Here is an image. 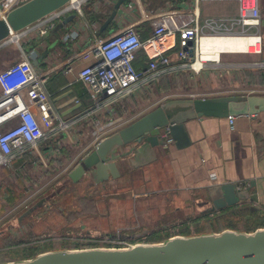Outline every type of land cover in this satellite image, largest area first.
<instances>
[{
	"label": "crops",
	"instance_id": "0c3cea01",
	"mask_svg": "<svg viewBox=\"0 0 264 264\" xmlns=\"http://www.w3.org/2000/svg\"><path fill=\"white\" fill-rule=\"evenodd\" d=\"M78 1L80 3V14L73 10L56 12L24 31L21 36L17 35L19 39L16 43L10 42L16 46L18 51L10 61V64L20 60H28L36 71L48 72L45 89L52 96L51 100L54 109L57 115L60 116V119L66 124V129L64 132L61 131L50 139L41 141L35 147H28L21 156L12 160L10 166L4 168V170L3 167H0L2 168L0 171V201H4L5 203V205L0 206V210L2 207H6L8 203L3 196L4 193L12 194L13 188H16V184L20 185V183L23 184L24 182L22 178L5 184L7 183L9 174L15 170L18 176H22L21 173L24 172L25 174L23 175L26 178V176L35 175L36 172L46 173L51 166L58 167L63 165L62 163L66 162L65 159L71 160V156L69 155L76 151L74 149L78 145L85 144L86 140L92 138L96 122H99L105 128L102 132L97 133L101 137L98 138L96 143L129 125L143 116L139 115L140 109L138 110V108L145 104L144 100L148 98L147 104L153 101L151 100L154 92L152 88L155 84L158 85L159 91L165 95H169L179 91H186L187 87L185 85L190 83L188 85H192L190 87L192 89L190 90L194 93L192 95L195 96L194 98L190 96L189 99H204L195 98L196 94L205 93L220 73L229 71V74L231 73L233 76L234 72L241 73L245 72V69L260 67L264 61V57L260 55L261 52L251 53L248 56L252 60H255L253 61L255 63L251 64L235 63L236 60L242 59L241 55L246 53H222L220 54V58L223 55L236 56V58L234 57L232 60H229V62L231 61L230 63H224L223 66L218 65L219 67L216 66V68H213L212 65H207L199 73L183 70L162 75L148 84L141 85L135 90V93L124 98L119 105L120 107H117L113 112L109 110L104 115H100L99 113L90 115L89 111L94 106V97L88 88L77 79V72L89 63H85V61L78 58L80 53L91 46L95 40H103L119 29L129 25L133 26L139 34L140 39L146 42L152 35L151 15H157L169 6H183L192 10L195 7V3L194 0H183L174 5H171V3L163 5L160 3L161 0H139V3H134L132 9H127L125 6L130 0H124L117 10L114 19L100 32L105 20H107H102L101 17H109L118 0H115L116 3L111 6V9L100 4V0ZM202 2H216L222 5L211 9L205 7L203 12L200 8L201 2L195 7L199 15L198 25L201 37L248 36L249 38H255L254 35L257 33L262 36L260 33L264 29V18H261L258 29L243 30L236 22L238 15L237 3L236 8L235 4L231 5L235 2L231 1ZM67 6L65 7L66 9ZM259 8L260 14L262 12L264 17V5H261L260 0ZM89 12L93 14L92 17L89 16ZM72 14L76 16L74 23L68 25L65 29L49 33V30L55 26V21L61 23L62 20ZM42 29L46 30V34L40 35V30ZM45 35L48 38L46 40L41 39ZM37 39L41 40V44L33 46V43ZM177 41V38L173 39L170 37L163 40L161 44H157V46H148L145 51L140 50L136 54L134 61L135 69L143 72L147 67L149 57H152L157 50L166 51V55L170 57L173 65H177L176 54L179 50ZM142 60L145 61L143 62ZM33 62H36V65H33ZM2 67L1 65L0 69ZM67 68H70V72L68 73H66ZM57 73H60L66 81V86L59 90H63L62 93L54 97L55 93L49 90L48 84L51 80L50 78ZM164 78L165 83L159 84L160 80ZM178 79L179 81H177ZM229 84H231V81ZM68 92H70L68 96L54 102L57 97ZM71 99H75V101L69 104ZM145 106L146 108L149 107L148 105ZM58 107L60 109H57ZM233 118V127L229 126L228 118H200L189 122L186 125L191 141L189 147L177 150L171 145L165 151L157 149L155 151L157 157L155 161L144 166H140L142 160L135 161L138 163L137 167L131 168L129 173L118 181H110L109 185L113 188L116 186L124 188L123 190L126 191L127 188L134 185L136 180H143L145 183L150 184H159V187L151 185L150 187L141 186L136 188V191H133L131 203L135 207L136 203H138L137 198L148 196L143 202L150 210L155 209L154 205L163 203L159 211L152 212L153 215H157L160 212L163 213V210L166 209V197L168 194H172L173 197H177L181 201H186L191 196H195V199L198 197L206 198L209 189L224 183L240 184L245 182L248 185L250 182H253L254 186L250 188L248 193L249 195H255L257 203L253 204L244 201L243 206L250 207L256 212L254 224L255 227L259 226L264 223V111L253 116ZM59 143L62 144L61 148L56 151V145ZM65 144L66 146L64 147ZM81 157L72 162L73 165L68 172ZM11 168H13L12 171ZM26 168L28 169L25 170ZM19 169L22 171H19ZM94 183L97 182L94 181ZM103 184L98 183L96 187L106 188L108 186V184ZM119 184H124V186H119ZM88 187L93 188L92 184H88ZM159 194H163V198H157ZM172 196L171 198L174 199ZM106 198L109 197L106 196ZM108 201L114 203L115 199L112 201L109 199ZM106 202L103 197H97L96 203L92 207L93 212L88 214V220L81 222L83 226L80 229L85 230L86 237H89L92 230L97 231L98 223H96L95 216L98 212L102 213L108 209L102 208L98 211L97 207ZM149 209L145 207L141 208L136 212L137 221L134 223L122 221L116 231L123 228L132 229L134 232L141 230L139 228L145 225L146 218L152 215V213H149ZM63 213L66 214L65 212ZM63 213L61 212L60 215ZM140 218L143 219L140 220ZM37 223L40 224V218L37 219ZM237 231L245 232L246 230Z\"/></svg>",
	"mask_w": 264,
	"mask_h": 264
},
{
	"label": "water",
	"instance_id": "95a60500",
	"mask_svg": "<svg viewBox=\"0 0 264 264\" xmlns=\"http://www.w3.org/2000/svg\"><path fill=\"white\" fill-rule=\"evenodd\" d=\"M71 1L29 0L11 10L0 19V48L8 46L12 38L21 36L48 16L64 12ZM123 2L117 1L100 32L114 19ZM75 19L74 14L69 15L57 27L65 29ZM40 44L41 40L37 39L33 46ZM69 94L57 97L54 102ZM74 101L71 99L69 104ZM263 111L264 96L257 95L166 101L98 141L75 163L67 173L66 181L71 184L85 182L92 184L93 188H97L98 183L109 185L110 181H118L131 168L137 167L135 161L142 160L140 166L155 161L157 149L165 151L171 145L177 150L189 147L191 141L186 129L189 122L200 118L253 116ZM253 186V182L248 185L245 182L224 183L209 189L203 204L208 206L205 213L243 206L244 201L257 203L255 195L248 193ZM43 202L44 199L28 208L18 219L19 224L42 207ZM3 264H264V227L251 232L226 229L192 236H172L158 243H133L128 247L51 250L31 259H10Z\"/></svg>",
	"mask_w": 264,
	"mask_h": 264
},
{
	"label": "built area",
	"instance_id": "2783aa9c",
	"mask_svg": "<svg viewBox=\"0 0 264 264\" xmlns=\"http://www.w3.org/2000/svg\"><path fill=\"white\" fill-rule=\"evenodd\" d=\"M29 0H0V19L8 12ZM202 1H231L238 5L237 25L243 30L258 29L261 23L259 0H194L195 7ZM135 2L130 0L125 6L132 9ZM115 0H100V4L110 7ZM169 6L157 15H151L152 35L143 42L131 25L119 29L103 40L95 42L82 51L79 59L89 63L77 72V79L85 85L94 97L90 115L115 110L122 100L135 93L141 85L150 83L162 75L175 71L189 70L194 73L203 71L207 65L213 68L219 61H203L200 51L199 15L196 8ZM80 14V3L72 0L67 9ZM58 17V16H57ZM46 30H40V35ZM246 36V35H243ZM177 38L179 50L176 54L177 65H173L166 51L157 50L149 57L147 67L139 72L134 67L136 54L148 46H157L168 38ZM261 52V36L254 35ZM199 62V68L195 69ZM70 72L67 68L66 73ZM219 74V73H218ZM229 76V71L218 77ZM48 72H38L28 60H20L4 67L0 71V167L6 168L15 158L21 156L28 147H35L41 141L50 139L57 133L65 131L66 124L57 115L52 96L47 93L45 85ZM191 98H194L192 95ZM229 126L233 127L234 118L229 117ZM93 136L104 130L99 122L95 123ZM72 143V142H71ZM74 144V143H73ZM71 144V145H73ZM62 144L56 145V151ZM5 205L0 201V206ZM100 247H128L133 243H148L146 236L135 240L103 239L95 242Z\"/></svg>",
	"mask_w": 264,
	"mask_h": 264
},
{
	"label": "rangeland",
	"instance_id": "374dc122",
	"mask_svg": "<svg viewBox=\"0 0 264 264\" xmlns=\"http://www.w3.org/2000/svg\"><path fill=\"white\" fill-rule=\"evenodd\" d=\"M260 2L261 5H264V0H260ZM234 4L237 8L236 3H232L231 5ZM220 5L222 4L216 2H201L200 8L203 12L205 7L211 9ZM262 14L261 12V18H264ZM58 24L59 22L55 21V28H51L49 33L59 31L57 27ZM260 34H262L261 37L263 40L264 29ZM47 38L48 36L45 35L42 36L41 39L46 40ZM263 42L264 40L261 44ZM17 52V48L13 44L0 49V66H3L0 71L4 67L10 65V61L15 57ZM251 53L241 55L240 57L242 59L236 60L235 63H255L253 62L255 60L248 57ZM234 57L236 58V56L223 55L219 60V65L223 66L224 63H230L231 61L229 62V60H232ZM263 63L264 61L260 67L245 69L246 71L243 70L245 72H234L233 76L231 73L229 76H224V78L217 76V79L215 78V81L210 84L211 86L208 87L205 93L201 92L202 94H196L197 96L195 98L264 95V85H259L258 74L255 73V75H251L250 72H247L248 70L264 69ZM177 81H179V79ZM230 81L231 84H229ZM164 83L165 78L159 82V84ZM188 84L185 85V87H187L186 91H179L169 95H165L163 92L159 91L158 85L155 84L152 88L154 92L151 100L153 101L147 104L146 101L148 98L144 100L145 104L138 108V110L140 109L139 115H144L169 100L189 99L194 93L190 90L192 89L190 88L192 85L189 86ZM145 105L149 107L146 108ZM91 137L92 138L86 140L85 144H80L74 149L76 151L69 155L71 156V160L68 161V159H65L66 162H63V165L58 167L51 166V168H49L50 171L48 170L46 173L36 172L35 175L26 176L25 178L23 175L25 174L24 172L21 173L22 176H18V173L14 170L13 173L8 175L9 178L5 184L23 178V184L25 186L21 183L20 185L16 184V188H13V193L10 194V196H13V203L10 205L7 203V206L4 208L2 207L0 210V264L13 259V254H21L20 249H26L32 245L41 247L43 252L92 247L89 245L93 244V246H97L95 242L105 238L112 240L119 237L125 240H135L142 236L147 237L150 232H160V235H166L174 231L173 226H180L185 221H190L186 224L190 226L191 231L195 227H202L199 230L202 234L215 231L214 228L208 226L210 222L207 219L194 221L208 214L207 212L205 213L208 206L203 205L206 201L203 197L197 196L198 198L195 199V196H191L188 200L181 201L177 197H173L172 194H168L166 197V209L163 210V213L160 212V214L153 215L152 212L159 211L163 203L154 205L153 207L155 209L153 210H150L143 202L148 196L137 198L138 203H136L135 207H133L131 203L133 191H136V188L141 186L150 187L151 185L159 187L160 185L157 183L150 184L145 183L143 180H136L134 185L130 186L125 191L123 190L124 188L118 186L115 188L111 185L106 186V188H90L85 182L71 184V182L66 181V175L72 166V162L80 156L83 157L87 154L101 135ZM65 146L66 144L64 147ZM12 169L13 168H11V171ZM27 169L28 168L25 170ZM1 170L2 168H0V171ZM19 171L22 170L19 169ZM121 185L124 186V184H119V186ZM5 194L6 193H4V195ZM105 195L109 198H106ZM171 196L174 199H172ZM97 197H103V199L107 201L106 203L100 204L97 210L99 211L102 208L108 209L102 213L97 211L98 214L95 216V219L97 220L96 223H98V229L97 231L92 230L89 237H86L85 230L83 231L80 229V227L83 226L81 222L88 220V214L93 212L92 207H94ZM157 198H163V194H159ZM38 199H44L42 207L37 209L32 216L21 220V224H19L18 219L20 216L34 205L36 201H39ZM109 199L111 201L115 199V202L112 203L108 201ZM52 203H54V205H52ZM46 205H50V207L48 208ZM143 207L149 209V213H152L150 217L146 218L145 225L143 226L144 228H139L141 230L136 229L137 231L135 232L129 228L118 229L116 231L118 225L122 221H129L130 223L137 221L136 212ZM61 212H65L66 214L63 213L60 215ZM216 214L220 213H210L209 217L212 219ZM232 214H234V216H232V223L236 222L233 225L238 230H247L250 226H255L254 220L256 219V214H252L247 208L240 210V212H229L225 214V216ZM112 215L113 217H111ZM38 218H40V224H38L39 222L36 224ZM142 219L143 218H140V220ZM9 240H13L17 244L13 245V247H8L7 241Z\"/></svg>",
	"mask_w": 264,
	"mask_h": 264
},
{
	"label": "trees",
	"instance_id": "16d2710c",
	"mask_svg": "<svg viewBox=\"0 0 264 264\" xmlns=\"http://www.w3.org/2000/svg\"><path fill=\"white\" fill-rule=\"evenodd\" d=\"M183 0H161V4H165V3H171V5L176 4L177 2H181ZM89 16H93V14L91 12H89ZM102 20L107 19L108 17H101ZM106 21V20H105ZM264 40V39H263ZM262 40V41H263ZM260 55L262 57H264V42L261 44V53ZM146 60V59H145ZM145 60H142L143 62ZM247 72H250L251 75H255V73L258 74V79H259V85H264V69H257V70H248ZM250 76V75H249ZM51 80L49 81L48 87L49 90L54 94V97L58 96V94L62 93V91H59L61 89H63L66 86V81L62 78L60 73H57L55 75H53L51 78ZM8 195V196H7ZM4 197H6V200L8 202V204H12L14 199L12 198L13 196H10V194H5L3 195ZM244 207V208H242ZM248 211H250L252 214H256L255 211H253L250 207H246V206H237V207H233V208H229L225 211L219 212L220 214H216L212 217V219L209 217V214H206L204 216H201L200 218L196 219V221L202 220V219H207L210 223H208V226L212 227L215 229L214 232H220L226 229L229 230H235L237 231L238 229L234 227V223H232V216H234V214L229 215V216H225V214L229 213V212H240V210L246 209ZM231 217V218H230ZM241 218V217H240ZM190 222V221H185L183 222V224L176 225L173 226L174 227V231L173 232H169L166 235H160V232H150L148 233L147 239L148 242L151 243H158L161 241H164L172 236H192V235H198V234H202V232L200 233V229L202 227H198V228H194L192 231L190 230V226H188L186 223ZM256 224H258V222H256ZM259 227H264V223L260 224L259 226L257 225L255 226H250L249 229H247L245 232H251L253 230H255L256 228ZM8 247H13V245L17 244L15 243L13 240H9L7 241ZM21 242V241H20ZM89 246H93V244H90ZM21 250V254L17 255V254H13L14 255V260H26V259H31L34 258L36 255H38L39 253H42V248L37 246V245H32L30 247H27L26 249H20Z\"/></svg>",
	"mask_w": 264,
	"mask_h": 264
},
{
	"label": "bare ground",
	"instance_id": "6f19581e",
	"mask_svg": "<svg viewBox=\"0 0 264 264\" xmlns=\"http://www.w3.org/2000/svg\"><path fill=\"white\" fill-rule=\"evenodd\" d=\"M18 39L19 36L14 37L11 39V42L16 43ZM258 49V41L248 36H215L203 37L200 40L201 59L203 61L215 60L217 62L222 53H255ZM194 68H199V62L196 63Z\"/></svg>",
	"mask_w": 264,
	"mask_h": 264
},
{
	"label": "flooded vegetation",
	"instance_id": "af4514ba",
	"mask_svg": "<svg viewBox=\"0 0 264 264\" xmlns=\"http://www.w3.org/2000/svg\"><path fill=\"white\" fill-rule=\"evenodd\" d=\"M39 199H40V198H39ZM39 199H38V200H39ZM39 201H40V200H39ZM39 201H36L35 204H37ZM35 204H34V205H35ZM52 205H54V203H52ZM46 206H47L48 208L50 207V205H46Z\"/></svg>",
	"mask_w": 264,
	"mask_h": 264
}]
</instances>
